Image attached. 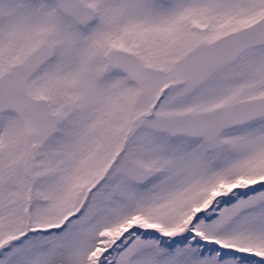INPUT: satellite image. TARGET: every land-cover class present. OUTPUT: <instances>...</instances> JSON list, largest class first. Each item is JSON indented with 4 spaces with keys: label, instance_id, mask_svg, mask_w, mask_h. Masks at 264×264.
<instances>
[{
    "label": "snow or ice",
    "instance_id": "6c2138e0",
    "mask_svg": "<svg viewBox=\"0 0 264 264\" xmlns=\"http://www.w3.org/2000/svg\"><path fill=\"white\" fill-rule=\"evenodd\" d=\"M0 264H264V0H0Z\"/></svg>",
    "mask_w": 264,
    "mask_h": 264
}]
</instances>
